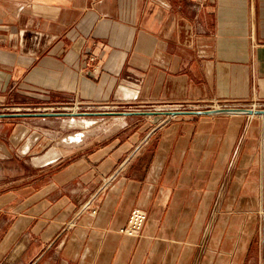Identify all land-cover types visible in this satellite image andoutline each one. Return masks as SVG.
<instances>
[{
  "label": "crops",
  "instance_id": "crops-1",
  "mask_svg": "<svg viewBox=\"0 0 264 264\" xmlns=\"http://www.w3.org/2000/svg\"><path fill=\"white\" fill-rule=\"evenodd\" d=\"M214 104L264 109V0H0V264H264V114Z\"/></svg>",
  "mask_w": 264,
  "mask_h": 264
},
{
  "label": "rangeland",
  "instance_id": "rangeland-1",
  "mask_svg": "<svg viewBox=\"0 0 264 264\" xmlns=\"http://www.w3.org/2000/svg\"><path fill=\"white\" fill-rule=\"evenodd\" d=\"M194 105H191L190 107L187 106H182V107H178V108H187V109H183V110H193L195 109V107H193ZM209 106V105H208ZM202 108H209V107H202ZM256 109H258V107H254ZM72 114V116H67L64 118H53L50 119V121H52L55 129V132H59V134L57 137L61 138V137H72V135L75 134V132L77 133L78 130H81V127L83 129V127H85L87 130H93V129H107L109 127V120L111 119L109 115H99V116H84L79 113V109H72L69 110ZM107 112H109L108 110H105ZM103 111V112H105ZM75 115V116H74ZM34 127H38V128H46L45 122H38L37 124H33ZM61 128H63L64 130H61ZM39 134H35L34 136H37ZM58 141V140H57Z\"/></svg>",
  "mask_w": 264,
  "mask_h": 264
},
{
  "label": "water",
  "instance_id": "water-1",
  "mask_svg": "<svg viewBox=\"0 0 264 264\" xmlns=\"http://www.w3.org/2000/svg\"><path fill=\"white\" fill-rule=\"evenodd\" d=\"M202 113L208 115L214 114H264V109H256L251 107H234V106H224V107H214L202 110H181L175 111L173 113Z\"/></svg>",
  "mask_w": 264,
  "mask_h": 264
},
{
  "label": "built area",
  "instance_id": "built-area-1",
  "mask_svg": "<svg viewBox=\"0 0 264 264\" xmlns=\"http://www.w3.org/2000/svg\"><path fill=\"white\" fill-rule=\"evenodd\" d=\"M93 58L94 57H91L90 59L91 60H93ZM213 107H209V108H214V107H224V106H226L225 104H214V105H212ZM252 108H254V107H252ZM183 109H187V108H185V107H183L182 109H180V110H183ZM207 109V108H206ZM93 212H95V210H93ZM132 227H130L129 229H125L126 230V232H130V231H132Z\"/></svg>",
  "mask_w": 264,
  "mask_h": 264
},
{
  "label": "bare ground",
  "instance_id": "bare-ground-1",
  "mask_svg": "<svg viewBox=\"0 0 264 264\" xmlns=\"http://www.w3.org/2000/svg\"><path fill=\"white\" fill-rule=\"evenodd\" d=\"M116 124H117V123H116ZM116 124H115V126L118 125V124H117V125H116ZM110 125H111V124H110ZM111 126H112V125H111ZM111 126H110V127H111ZM108 129H109V128H108ZM80 136H81V134H80ZM83 137H84V135L82 136V138H83ZM77 138H78V137H77ZM67 142H68V141H67ZM72 142H74V141H72ZM75 144H76V143H75Z\"/></svg>",
  "mask_w": 264,
  "mask_h": 264
}]
</instances>
